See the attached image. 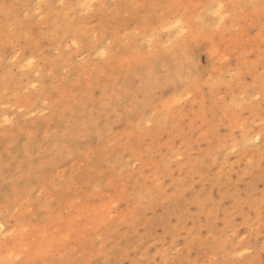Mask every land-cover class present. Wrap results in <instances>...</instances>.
I'll return each instance as SVG.
<instances>
[{
	"label": "rangeland",
	"instance_id": "374dc122",
	"mask_svg": "<svg viewBox=\"0 0 264 264\" xmlns=\"http://www.w3.org/2000/svg\"><path fill=\"white\" fill-rule=\"evenodd\" d=\"M0 264H264V0H0Z\"/></svg>",
	"mask_w": 264,
	"mask_h": 264
},
{
	"label": "bare ground",
	"instance_id": "6f19581e",
	"mask_svg": "<svg viewBox=\"0 0 264 264\" xmlns=\"http://www.w3.org/2000/svg\"><path fill=\"white\" fill-rule=\"evenodd\" d=\"M214 8H216L215 10L217 11V12H220L221 11V8H222V4H221V2L220 1H217V2H215L214 3ZM221 19V18H220ZM180 20H176V22L174 23V24H172V28H174L173 26H176V25H179L180 23ZM220 25V24H219ZM30 64V63H29ZM7 122V121H6ZM3 234H5V233H3ZM1 236H3V235H1ZM2 258V257H1ZM4 259H5V257H4ZM3 259V260H4Z\"/></svg>",
	"mask_w": 264,
	"mask_h": 264
}]
</instances>
